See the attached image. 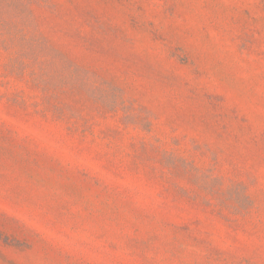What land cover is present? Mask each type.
<instances>
[{
	"label": "rangeland",
	"instance_id": "374dc122",
	"mask_svg": "<svg viewBox=\"0 0 264 264\" xmlns=\"http://www.w3.org/2000/svg\"><path fill=\"white\" fill-rule=\"evenodd\" d=\"M0 264H264V0H0Z\"/></svg>",
	"mask_w": 264,
	"mask_h": 264
}]
</instances>
